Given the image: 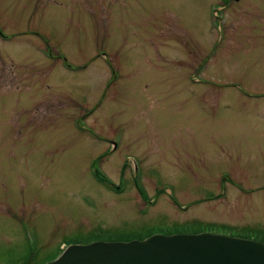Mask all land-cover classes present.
<instances>
[{
	"label": "rangeland",
	"instance_id": "obj_1",
	"mask_svg": "<svg viewBox=\"0 0 264 264\" xmlns=\"http://www.w3.org/2000/svg\"><path fill=\"white\" fill-rule=\"evenodd\" d=\"M199 223L264 234V0H0V264Z\"/></svg>",
	"mask_w": 264,
	"mask_h": 264
},
{
	"label": "water",
	"instance_id": "obj_2",
	"mask_svg": "<svg viewBox=\"0 0 264 264\" xmlns=\"http://www.w3.org/2000/svg\"><path fill=\"white\" fill-rule=\"evenodd\" d=\"M45 264H264V242L210 231L68 245Z\"/></svg>",
	"mask_w": 264,
	"mask_h": 264
},
{
	"label": "trees",
	"instance_id": "obj_3",
	"mask_svg": "<svg viewBox=\"0 0 264 264\" xmlns=\"http://www.w3.org/2000/svg\"><path fill=\"white\" fill-rule=\"evenodd\" d=\"M94 175L97 177V179H98L101 183L107 185L109 188H112V187H113V185H114L113 182H112V181H111V180H110L105 174H103L99 168H97V169L94 171ZM138 188H139L140 193L142 194V196L145 197V198H147L148 195L144 192L143 188L140 187V186H138ZM190 225H191V224H190ZM192 225H193V227L196 228V229H194L195 232H201V231H203V230H208V229L211 230V228L203 227L204 224H203V226H201V225H202L201 223H199V224H192ZM186 226H187V225H186ZM207 226L211 227L212 225L208 224ZM213 226H214V225H213ZM225 227H226V226H225ZM243 232H244V231H243ZM251 232H253V231H251ZM153 233H154L153 230H149V231H147V232L144 233V234L142 233V234L138 235L137 237L135 236L134 238L144 239V238H146V237L152 235ZM170 233H173V232H168V234H170ZM255 233H256V232H255ZM257 234H258V233H257ZM260 236H261V234H260ZM263 238H264V234H262V240H261L262 242L264 241ZM130 239H132V238H129V239H127V240H130ZM88 242H90V241H87L86 243H88ZM55 257H57V255H56Z\"/></svg>",
	"mask_w": 264,
	"mask_h": 264
},
{
	"label": "flooded vegetation",
	"instance_id": "obj_4",
	"mask_svg": "<svg viewBox=\"0 0 264 264\" xmlns=\"http://www.w3.org/2000/svg\"><path fill=\"white\" fill-rule=\"evenodd\" d=\"M99 162H100V160L99 161H97V162H95V164L93 165L94 166V168H95V170L98 168V164H99ZM94 170V171H95ZM102 172V171H101ZM103 173V172H102ZM104 174V173H103ZM106 175V174H105ZM107 176V175H106ZM96 177V176H95ZM108 177V176H107ZM109 178V177H108ZM96 179H97V177H96ZM98 180V179H97ZM99 181V180H98ZM113 182V181H112ZM113 187L111 188L112 190H114L115 188H116V190H120V187L118 186V185H116L114 182H113ZM142 195V194H141ZM145 198V197H144ZM62 251H60L58 254H57V256L61 253ZM56 258V257H55Z\"/></svg>",
	"mask_w": 264,
	"mask_h": 264
}]
</instances>
